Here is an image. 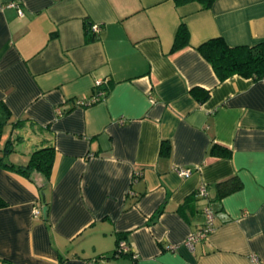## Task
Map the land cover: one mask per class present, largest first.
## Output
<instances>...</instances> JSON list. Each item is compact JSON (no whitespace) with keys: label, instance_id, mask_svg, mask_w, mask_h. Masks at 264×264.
<instances>
[{"label":"crops","instance_id":"1","mask_svg":"<svg viewBox=\"0 0 264 264\" xmlns=\"http://www.w3.org/2000/svg\"><path fill=\"white\" fill-rule=\"evenodd\" d=\"M181 22L189 43L171 51ZM217 36L230 46L264 41V0H215L207 9L0 0V101L21 121L7 124L9 136L22 137L6 159L25 163L46 139L55 148L46 204L42 174L29 180L0 165V264H88L111 254L119 236L134 264H253V254L264 264V78L220 80L197 50ZM97 79L103 99L77 105L95 96ZM194 87L207 97L199 101ZM213 143L231 154L211 155ZM235 175L241 187L219 197L216 183ZM201 184L206 199L193 196ZM205 200L215 228L189 247Z\"/></svg>","mask_w":264,"mask_h":264},{"label":"trees","instance_id":"2","mask_svg":"<svg viewBox=\"0 0 264 264\" xmlns=\"http://www.w3.org/2000/svg\"><path fill=\"white\" fill-rule=\"evenodd\" d=\"M214 1L215 0H173L175 5L177 6L189 2H198L203 9L210 8ZM92 38V36L89 37V39ZM188 43L189 32L185 24L181 22L174 36L171 51H176L182 47H185L188 45ZM197 50L211 64L217 77L220 80H223L233 74H239L241 76L250 77L255 80L264 78V41H261L252 46H230L222 37L217 36L209 38L208 40L199 44L197 46ZM100 88L102 87L100 86ZM191 92L192 94L197 96L199 101H202L208 95V92L206 90L199 87L192 88ZM20 122L21 121H11V112L9 108L3 101H0V135L4 125L10 124L12 128H15V126L21 124ZM21 138L22 137L19 135L9 136L7 138L4 146L0 148V165L29 180L32 178V175L34 173L42 174L45 178V183L39 186V191H44L50 180V176L53 170L55 148L53 144H51L50 140L46 139L42 142V144H40V146L31 151L25 163H11L7 161L6 155L9 154V152L14 151L15 145L21 141ZM169 148V141L161 140L159 152L161 154L168 153ZM209 153L213 156H229L231 154V150L220 144L213 143L209 148ZM241 184L242 183L240 179L236 175L216 183L218 188V196L223 197L238 190L241 187ZM193 196H197L195 190L193 192ZM198 198L206 199V197ZM44 203L46 204V201H44ZM204 203L210 205L209 200H205L203 204ZM5 205H7L6 202L0 196V207H3ZM158 212H160V209L158 210ZM120 240H123L121 236H119V239L116 241L111 254H101L94 259H91L94 260V264H108V261L111 259H117L119 257L126 256L132 259V262L130 264H134V261L137 257H132V252L127 242V250L119 249L118 243Z\"/></svg>","mask_w":264,"mask_h":264},{"label":"built area","instance_id":"3","mask_svg":"<svg viewBox=\"0 0 264 264\" xmlns=\"http://www.w3.org/2000/svg\"><path fill=\"white\" fill-rule=\"evenodd\" d=\"M8 5L9 6H17L13 2H10ZM17 11H18V15H22L23 14L22 9H20L19 7H17ZM89 29L94 34H97L99 32V30H100V26H99V24H91V25H89ZM102 82H103V80H101V79L95 80L93 85H94V87L99 88V90L97 91L95 96L90 98L87 101L77 100V105L85 106V105H89L91 103H94L96 101H99V100L103 99V97L105 95V90L103 88H100V86L102 85ZM177 172L179 173V175H181L183 177H186V176H188L190 174V170L189 169L182 168V167H178L177 168ZM195 192H196V195L198 197H202V198L207 197L206 185L205 184H201L200 186H198L195 189ZM39 212H40V208L35 206L34 209H33V214L37 216L39 214ZM201 213L203 215V223H202V225L200 226L199 229L193 231L188 236V238L186 240V244L189 247H192L193 243L195 241L200 240V239H205L215 228V226H214L215 213H214V210L211 207V205H209L207 203H204L201 206ZM118 248L119 249H123V250H127L128 246H127V244H126V242L124 240H120L119 243H118ZM130 250L132 252V257L136 258L137 257L136 253L131 248H130ZM251 259L253 261V264H261V262H262L261 259L255 254H253L251 256ZM88 264H94V260L89 261Z\"/></svg>","mask_w":264,"mask_h":264},{"label":"rangeland","instance_id":"4","mask_svg":"<svg viewBox=\"0 0 264 264\" xmlns=\"http://www.w3.org/2000/svg\"><path fill=\"white\" fill-rule=\"evenodd\" d=\"M9 131H10V128H8V125H4L2 128V131H1V135H0V148H2L4 146L5 141L9 137V135H10ZM20 150H22V149H20ZM10 153H12V152H9V154ZM16 154L18 156H21V153H19V152H16Z\"/></svg>","mask_w":264,"mask_h":264},{"label":"water","instance_id":"5","mask_svg":"<svg viewBox=\"0 0 264 264\" xmlns=\"http://www.w3.org/2000/svg\"><path fill=\"white\" fill-rule=\"evenodd\" d=\"M41 199H42L43 202L45 201V194H44L43 191H41Z\"/></svg>","mask_w":264,"mask_h":264}]
</instances>
